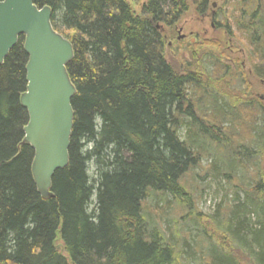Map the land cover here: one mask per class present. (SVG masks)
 Segmentation results:
<instances>
[{
    "label": "trees",
    "instance_id": "1",
    "mask_svg": "<svg viewBox=\"0 0 264 264\" xmlns=\"http://www.w3.org/2000/svg\"><path fill=\"white\" fill-rule=\"evenodd\" d=\"M209 2L144 0L136 12L129 0L35 1L51 8L73 50L69 159L53 175V197L42 198L33 150L22 144L28 57L20 36L0 64V264H241V253L264 264V103L245 100L243 67L238 77L209 53L204 72L179 73L165 56L164 27L192 7L204 16ZM213 23L241 39L250 77L264 82V0H222ZM230 78L241 94L224 92ZM196 167L232 193L234 204L215 215L227 250L204 247L207 232L189 240L186 222L200 213L186 178Z\"/></svg>",
    "mask_w": 264,
    "mask_h": 264
},
{
    "label": "water",
    "instance_id": "2",
    "mask_svg": "<svg viewBox=\"0 0 264 264\" xmlns=\"http://www.w3.org/2000/svg\"><path fill=\"white\" fill-rule=\"evenodd\" d=\"M35 1L0 0V64L23 36L28 57L27 85L19 101L28 120L22 144L33 150L31 174L37 193L52 198L53 175L65 168L69 159L75 87L66 66L73 50L71 43L53 28L51 8L38 7Z\"/></svg>",
    "mask_w": 264,
    "mask_h": 264
},
{
    "label": "rangeland",
    "instance_id": "3",
    "mask_svg": "<svg viewBox=\"0 0 264 264\" xmlns=\"http://www.w3.org/2000/svg\"><path fill=\"white\" fill-rule=\"evenodd\" d=\"M129 2L131 3L133 9L136 12H139L140 6L144 0H129ZM221 3L222 0H210L209 11L204 16L198 15L197 12H195V9L192 7L188 12L184 13L180 20L172 27H164L163 36L165 40L166 59L179 73L186 71V68L191 69L190 71L201 73L204 72L203 67L208 65H205V63L202 61L208 60L206 56L210 55L209 53H212L219 57V60H221V68L224 69L225 67H229L232 73L236 72L238 77L242 67L243 71L249 72V75H244L243 73L246 82L251 84V88L249 90L246 88L245 90L251 95H248L245 100L254 98L264 103V82L250 77L252 71L249 66L250 64L246 63V54L248 53L247 46L241 42L240 38H228L225 30L215 26L213 23V15L215 11L218 10ZM192 50L196 52L193 53ZM242 63L243 65H241ZM227 83H232V87L228 86ZM227 83L225 85L226 91L224 92L234 93V90L236 92H240L241 85L238 83V81H234V79L230 78ZM210 84L212 83L210 82ZM214 87L217 88L216 85ZM192 89V91L197 96L200 95V87L193 85ZM181 133L182 136L185 135L184 128ZM200 161L201 165L206 167V165L211 162V159L210 157H203ZM263 164L264 146L262 147L259 160V166L264 172ZM194 171L195 172H192V175L188 176L186 179L189 185L188 191L194 200L196 209L200 213V218L198 223H194V221L186 222L189 226V240L195 238L200 232L201 234L207 232L203 234L204 239L202 240L204 241V247L206 244L208 245L209 243H216L218 247L221 248L223 246V248L227 250L228 247L223 245L225 242L221 240L222 237L225 236V233L222 228H220V222L218 221L219 219H217L215 215H218V212L225 205L234 204V202L230 200L232 199V193L229 192V190H226L227 185L223 179L214 178L211 174L204 176L202 170L198 167H196ZM238 194L241 197V193L239 192ZM174 213L175 215H177V213L180 215V217L178 216L179 220L178 217H175V220H178L175 224L176 226L180 224V229L181 225H183L182 222L184 219L181 218V208L179 207L178 210L174 211ZM183 216H187V214H184ZM211 216L214 217V219L211 218ZM253 221L254 219L252 218V222ZM182 244L183 240L178 242L179 246H182ZM190 245H192L191 242ZM57 246L59 250H62L60 240L57 241ZM184 249L185 252H188V248ZM187 256L191 257V255ZM240 263L249 264L248 259L243 253L240 255Z\"/></svg>",
    "mask_w": 264,
    "mask_h": 264
}]
</instances>
